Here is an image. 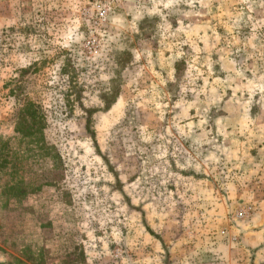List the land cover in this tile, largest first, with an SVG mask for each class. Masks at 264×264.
Here are the masks:
<instances>
[{
  "label": "rangeland",
  "instance_id": "rangeland-1",
  "mask_svg": "<svg viewBox=\"0 0 264 264\" xmlns=\"http://www.w3.org/2000/svg\"><path fill=\"white\" fill-rule=\"evenodd\" d=\"M0 261L264 264V0H0Z\"/></svg>",
  "mask_w": 264,
  "mask_h": 264
},
{
  "label": "trees",
  "instance_id": "trees-1",
  "mask_svg": "<svg viewBox=\"0 0 264 264\" xmlns=\"http://www.w3.org/2000/svg\"><path fill=\"white\" fill-rule=\"evenodd\" d=\"M36 119L42 122L43 117L34 103L27 102L25 108L23 109L22 115L20 117V123L27 122V121L32 122V120L35 122ZM0 264H10V263L0 261Z\"/></svg>",
  "mask_w": 264,
  "mask_h": 264
}]
</instances>
